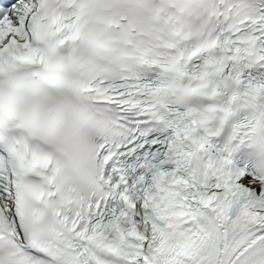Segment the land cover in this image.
I'll list each match as a JSON object with an SVG mask.
<instances>
[{
    "label": "snow or ice",
    "instance_id": "obj_1",
    "mask_svg": "<svg viewBox=\"0 0 264 264\" xmlns=\"http://www.w3.org/2000/svg\"><path fill=\"white\" fill-rule=\"evenodd\" d=\"M0 264H264V0H0Z\"/></svg>",
    "mask_w": 264,
    "mask_h": 264
}]
</instances>
